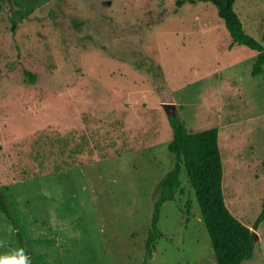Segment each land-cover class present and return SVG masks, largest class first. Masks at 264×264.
Wrapping results in <instances>:
<instances>
[{"label": "rangeland", "instance_id": "1", "mask_svg": "<svg viewBox=\"0 0 264 264\" xmlns=\"http://www.w3.org/2000/svg\"><path fill=\"white\" fill-rule=\"evenodd\" d=\"M0 10V255L30 264H217L181 164L152 253L172 104L188 132L218 128L226 203L264 201V65L212 1L4 0ZM264 44V0H234ZM264 264V220L253 256Z\"/></svg>", "mask_w": 264, "mask_h": 264}, {"label": "trees", "instance_id": "2", "mask_svg": "<svg viewBox=\"0 0 264 264\" xmlns=\"http://www.w3.org/2000/svg\"><path fill=\"white\" fill-rule=\"evenodd\" d=\"M0 0V10L2 2ZM212 1L216 4L219 16L223 19L234 40L256 51L252 73L263 71L264 44L248 33L233 7L234 0H198ZM167 118L173 128V135L167 144L176 162L162 181L163 193L154 203L151 218V231L146 247L149 253L155 246V240L163 233L158 227L160 211L164 202L175 196V186L179 184L181 164L193 188L202 219L205 223L217 264H243L253 256L258 228L264 220L263 208L253 224L242 222L226 203L223 188V163L218 142V128L211 127L188 132L183 119L172 104H165ZM2 145L0 143V149ZM0 210L9 215L5 199L0 190Z\"/></svg>", "mask_w": 264, "mask_h": 264}, {"label": "clouds", "instance_id": "3", "mask_svg": "<svg viewBox=\"0 0 264 264\" xmlns=\"http://www.w3.org/2000/svg\"><path fill=\"white\" fill-rule=\"evenodd\" d=\"M0 264H30V256L24 248L13 249L0 255Z\"/></svg>", "mask_w": 264, "mask_h": 264}, {"label": "water", "instance_id": "4", "mask_svg": "<svg viewBox=\"0 0 264 264\" xmlns=\"http://www.w3.org/2000/svg\"><path fill=\"white\" fill-rule=\"evenodd\" d=\"M229 0H227V2H228Z\"/></svg>", "mask_w": 264, "mask_h": 264}]
</instances>
